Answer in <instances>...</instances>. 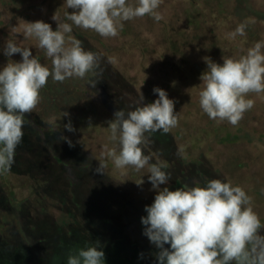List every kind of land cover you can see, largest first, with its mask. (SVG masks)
<instances>
[{"label": "clouds", "instance_id": "9594fccd", "mask_svg": "<svg viewBox=\"0 0 264 264\" xmlns=\"http://www.w3.org/2000/svg\"><path fill=\"white\" fill-rule=\"evenodd\" d=\"M163 0H65L64 7L73 9L64 13V22L55 13L57 23L53 30L43 21L25 22L24 38H34L39 49L51 60V68L33 56L30 48L7 40L3 48L6 57L19 53L20 62L9 59L0 70V173L11 171L15 150L22 143L26 114L32 113L40 103V90L49 78L63 83L67 79L95 77L101 57L85 50L81 40L71 35L73 25L92 30L104 38H114L124 22L151 16L159 22L163 15L158 11ZM246 23H241L227 34L231 40L245 36ZM207 69L200 76L199 105L207 116L217 122L227 121L235 126L244 114L254 107L250 94L264 93V40L255 42L238 58L222 57L216 63L204 57ZM109 62H114L110 58ZM98 81L89 80L96 87ZM158 98L145 103L140 93L135 107L125 112L117 110L107 122L109 140L116 147L104 146L101 160L95 169L104 174L110 159L116 169L133 168L148 171V181L156 191L154 201L145 206L146 216L141 217L143 234L159 252V264H264V229L254 211L252 197L241 186L230 181L211 179L205 186L185 184L177 190L165 186L171 174L166 164L150 163L153 154H145L151 135L157 131L169 133L178 126L175 101L165 90L155 87ZM63 112V117H69ZM74 132L71 120L64 125ZM62 140L72 146L67 137ZM182 152V149L179 150ZM144 183L143 179L138 185ZM170 245V248L165 245ZM143 257V254H141ZM67 264H105V253L99 240L94 244L70 250Z\"/></svg>", "mask_w": 264, "mask_h": 264}, {"label": "trees", "instance_id": "16d2710c", "mask_svg": "<svg viewBox=\"0 0 264 264\" xmlns=\"http://www.w3.org/2000/svg\"><path fill=\"white\" fill-rule=\"evenodd\" d=\"M231 1H216L222 18L231 9ZM196 8L191 4L185 10L190 22L195 21ZM74 37L82 41L85 50L101 57L100 67L95 77L63 83L49 78L40 90V103L26 114L15 162L11 171L0 173V264H67L70 250L97 240L105 253V264H159V249L143 234L141 223V217L147 215L145 206L154 200L135 193L125 181L109 177L106 169L104 174L97 173L95 154L78 141L75 131L64 128L70 119L73 127L87 123L91 129L102 130L101 125L107 127L108 121L94 126L99 109H105L113 119L115 111L132 110L139 98L101 51L90 46L84 36ZM90 79L98 81L95 88L89 85ZM63 112L69 117H63ZM104 132L110 134L109 129ZM168 135L153 133L152 143L144 151L153 154L150 163L167 165L169 190L223 180L212 167L203 170L194 166V161L179 157L171 149L173 137ZM61 136L70 139L72 146Z\"/></svg>", "mask_w": 264, "mask_h": 264}, {"label": "rangeland", "instance_id": "374dc122", "mask_svg": "<svg viewBox=\"0 0 264 264\" xmlns=\"http://www.w3.org/2000/svg\"><path fill=\"white\" fill-rule=\"evenodd\" d=\"M216 1L163 0L158 9L163 19L159 22L147 15L124 22L114 38L73 25L71 35L84 36L90 46L108 60L113 59V68L139 95L143 94L145 103L158 98L153 92L155 87L165 90L175 101L174 110L179 116L178 126L169 132L173 137L171 149L187 162L194 161L198 168L217 170L222 181L241 186L252 197L254 211L264 224V93L250 94L254 107L235 126L210 119L202 111L198 97L200 76L207 69L204 57L222 64L223 56L238 58L255 42L264 40V0H232L231 9L223 18L217 13ZM129 2L134 4L135 0ZM64 4L65 0H0V70L9 59L22 60L19 53L10 58L3 54L7 40L30 48L33 56L51 67V60L37 47L38 42L24 38L23 28L25 22L43 21L56 30L52 16L57 13L64 21V13L74 11ZM191 4L197 7L194 22L185 13ZM241 23L247 24L245 36L229 39L227 34ZM104 110H98L95 127L112 118ZM86 124L74 125L78 141L100 161L104 146L116 145L109 140L110 134L104 132L108 130L106 126L101 125L104 131H98ZM105 162L109 177L125 181L135 193L154 200L156 191L148 181L147 168L139 172L130 167L116 169L110 159ZM141 179L144 183L138 185Z\"/></svg>", "mask_w": 264, "mask_h": 264}]
</instances>
